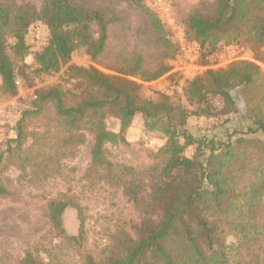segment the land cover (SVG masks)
I'll return each instance as SVG.
<instances>
[{"label": "trees", "instance_id": "1", "mask_svg": "<svg viewBox=\"0 0 264 264\" xmlns=\"http://www.w3.org/2000/svg\"><path fill=\"white\" fill-rule=\"evenodd\" d=\"M126 1L147 17L161 57L148 68L137 52L124 58L118 75L94 65H70L64 80L73 79L76 87L57 83L37 91L15 124V137L0 150V195L7 192L5 170L13 167L30 180L61 174L63 160L89 133L91 157L84 177L90 185L107 184L120 192L135 216L110 231L100 252L93 253L82 233L69 235L63 226L67 206L82 215L75 195L68 189L45 197L47 230L24 249L18 264H62L53 251L58 246L75 249L80 264H259L264 253V225L257 218L264 207V72L255 62L234 60L188 80L182 88L185 103L162 92L156 99L143 97L139 84L123 75L157 79L169 70L166 59L173 58L176 48L142 0ZM118 20L73 0H44L40 9L29 1L0 0V88L16 91L19 62L29 52L26 34L35 22L48 30L46 44L35 54L39 65L32 72L39 75L59 70L61 58L78 48L98 63L107 25ZM185 26L199 44L201 58L229 44L262 46L264 0L201 1ZM215 97L220 107L214 105ZM237 111L249 125L225 140L195 137L185 128L190 116ZM136 116L145 130L161 132L164 143L145 167L113 163L105 146L126 142ZM108 117L118 119V131L107 127ZM30 122L42 130H29ZM192 145L194 151L186 154Z\"/></svg>", "mask_w": 264, "mask_h": 264}, {"label": "rangeland", "instance_id": "2", "mask_svg": "<svg viewBox=\"0 0 264 264\" xmlns=\"http://www.w3.org/2000/svg\"><path fill=\"white\" fill-rule=\"evenodd\" d=\"M4 1V0H2ZM16 3L31 2L38 9L44 0H14ZM75 4L87 9L99 7L105 15L118 17L117 22L107 25L106 47L98 63L78 48L69 58H61L59 70L51 73L33 74L32 69L39 64L35 54L42 49L48 38V30L42 22H35L29 27L26 41L29 52L19 62L21 74L16 77L17 89L13 94L5 93L0 88V150L7 147V141L15 137V124L24 109L29 107L39 90L57 83L65 87H76L74 80L65 81V71L70 65H94L100 70L118 75V69L124 58L139 52L145 60V66L152 68L161 49L142 10L126 0H73ZM205 0H142L167 31L176 48L175 55L166 59L169 70L150 81L130 75H123L139 84L140 94L148 99H156L157 92L179 97L183 103L182 88L194 76L208 68L226 66L234 60H249L257 63L264 72V45L251 46L247 43L224 45L214 55L201 58L199 44L186 33L185 19L189 12L200 6ZM208 59V60H207ZM124 63V62H123ZM121 76V74H119ZM26 77V78H25ZM214 105L220 107L218 97L213 98ZM249 122L236 113L205 117L190 116L186 130L195 137L225 140L233 131H245ZM107 127L118 131L119 121L116 117L106 119ZM42 130L30 122L28 129ZM28 138L26 144H29ZM164 143L163 134L159 131L144 129L142 119L136 116L126 132V142L107 144L105 152L113 163H123L135 168L152 164V153ZM92 135L85 134V140L75 149V153L63 160L62 173L51 177L26 179L19 176V170L8 168L3 173V183L7 188L0 195V264H18L25 248L32 245L48 227L44 216L45 197L56 196L62 191L75 195L82 206L79 216L76 208L67 206L62 213V222L69 235L82 233L87 249L93 253L100 252L107 241V234L117 225L135 216L131 205L122 194L107 184L90 185L85 172L90 164ZM194 146H189L186 154L190 155ZM80 218L83 223L81 224ZM258 220L264 225V207L259 209ZM54 255L62 264H80L78 253L69 247H55ZM262 251V250H261ZM263 259L259 264H264ZM234 258L233 252L229 259Z\"/></svg>", "mask_w": 264, "mask_h": 264}]
</instances>
